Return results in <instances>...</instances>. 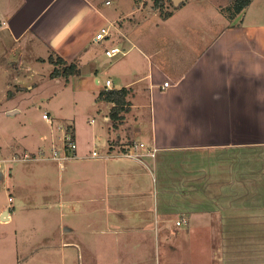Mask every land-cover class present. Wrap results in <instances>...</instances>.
<instances>
[{"label":"crops","instance_id":"obj_1","mask_svg":"<svg viewBox=\"0 0 264 264\" xmlns=\"http://www.w3.org/2000/svg\"><path fill=\"white\" fill-rule=\"evenodd\" d=\"M201 1L180 2L155 23L174 41L166 50L150 49L141 5L110 14L99 0H0V78L7 79L0 101L12 98L10 116L22 111V88L39 85L51 58L76 63L65 80L95 99L106 88L129 90V109L114 130L113 104L96 99L106 109L104 130L87 139L78 138L77 123L44 110L73 129L74 157L50 158L45 135L26 142V134L23 143L14 135L0 146V160L22 151L49 155L0 169V189L10 193L0 222L47 209L59 223L50 244L81 242L87 264H264V0H252L220 30L195 22L179 29L180 10ZM102 26L110 33L97 41ZM111 47L123 52L110 58ZM99 133L109 144L93 155ZM134 141L156 147L155 155H121ZM36 176L56 177L57 186L32 204L28 181ZM161 233L166 249L178 252L173 258L161 256Z\"/></svg>","mask_w":264,"mask_h":264},{"label":"rangeland","instance_id":"obj_2","mask_svg":"<svg viewBox=\"0 0 264 264\" xmlns=\"http://www.w3.org/2000/svg\"><path fill=\"white\" fill-rule=\"evenodd\" d=\"M231 1L232 0H203L201 3H189L186 7L180 10L181 13L179 16L184 21L178 22L181 24L178 28L181 29L183 28V25L186 26L185 23L195 22L198 27L202 26V30H207L210 33L211 31L214 32L216 28L220 30V28L226 25V23L233 20H240L241 18L239 17V14L228 17L227 13L229 10H227L226 7L230 5ZM99 2L105 6V9L109 11L110 14H114V10L116 9H124L127 11L130 6L134 7L141 5V10L137 11V16L139 18L142 17V15L146 16L141 20L145 19L144 21L150 28V49H155L154 47L158 48L161 46L167 50L169 45H172V42L174 43L169 35H167L170 38L168 41L162 38V34L165 30H159V27L155 23H161V21L165 19L162 15L164 12L168 10L174 12L177 8L174 6L176 4H169V1L165 0L164 7L161 10L160 8L155 7V0H109V3L107 4L106 0H99ZM198 22L202 23L198 24ZM147 25L145 23H141L140 29L148 31ZM202 30L200 32H202ZM103 41H105V38ZM122 52L123 51L121 49L120 53ZM114 60H116V57ZM54 67L53 63H45L42 66V72H40L42 81L39 85L33 89L22 88L24 92L22 94L24 103L21 104L22 111L20 113L10 116L5 112L6 106L12 101L10 96H7L0 101V146L3 145V143H9L10 138L14 135L21 143L24 141L23 138H26V134L28 136L26 142H30L31 139L41 138L45 135L48 137L47 140L49 139V144L47 143V146L51 150V140L55 133L56 125L52 122H49V124L44 122L45 119L42 116L44 110L51 111L57 121L62 120L63 122L69 121L71 123H77L78 138L82 136L83 139H87L88 137H91L93 130L99 128L104 130L102 125H104L105 122L102 119V112L106 111V109L103 111L99 110L101 103H98L99 101L95 99L94 93L92 94L87 88L77 90L73 87L71 82L67 83L65 77H52L51 74ZM101 78L104 81L105 77L102 76ZM6 81L7 79L4 77L0 78L1 84H4ZM1 96L2 93L0 94V97ZM92 119L93 121L91 122L90 120ZM62 124L68 125L66 123ZM108 124L111 125L113 130L115 129L112 126L111 121ZM111 128L110 136L114 138L115 132ZM100 133L98 134L99 139L95 140V142L98 143V146L96 145L97 151H100V143L109 144L107 140L103 141ZM3 152L4 150H1L0 148V155ZM42 152V150L39 152L22 151L13 155L20 157H23L25 153L31 155L32 159H25L23 161L49 157V155L46 154L45 156H41ZM33 155L37 156L34 157ZM12 156L6 160L11 159ZM19 162L20 161L7 162L5 164V168L7 169L10 164L16 165ZM45 162L50 164V161ZM54 167L56 168V164ZM45 184L49 185L47 189ZM28 185L30 187L29 195L32 196L30 203H43V193L48 192L54 194L53 188H56L57 181L56 177L44 180L43 177L39 178L36 176L29 179ZM0 190L1 206L5 201H7L10 193L8 189L2 188ZM56 219V216H53L52 218L51 212L47 209L35 211H31V209H29L20 214L15 221H11L10 223H4V221H1L0 264H87L82 258L83 252L81 242L73 246L60 248L50 244L54 239L52 235L56 231L59 232V223L56 222ZM64 225L65 224H62V228ZM170 240H176V236L171 237ZM166 241L163 240V233H161V256L164 255L167 259L173 258L171 255L178 254V252H170V250H167L165 247L166 245H164Z\"/></svg>","mask_w":264,"mask_h":264},{"label":"built area","instance_id":"obj_3","mask_svg":"<svg viewBox=\"0 0 264 264\" xmlns=\"http://www.w3.org/2000/svg\"><path fill=\"white\" fill-rule=\"evenodd\" d=\"M109 34V28L107 26H102L95 35V40H102ZM121 52V49L119 47H111L106 50V55L110 58L118 55ZM111 83L110 80H107V85ZM165 86H169V81L164 82ZM43 118L46 119L48 122H52L53 124V118L50 116L49 113L44 112ZM56 130L54 135L52 136L51 140V150H50V158L57 159L59 161L67 160L71 157L76 156V150H77V141L75 138V135L73 131L70 129L68 125L65 124H55ZM140 149V150H139ZM139 150V151H138ZM141 150H145L146 154L150 156H154L156 153L157 148L156 147H149L145 144V142H137L134 141L130 143L129 147L127 149H124L121 152V155L135 157L137 159L142 160V154L140 153ZM30 154L25 153L23 157L20 156H12L11 159L6 160L2 159L0 160V169L5 168V164L7 162H16L21 161L25 159H32ZM41 155H45L43 152ZM93 155H98V151H93ZM36 157L37 155H33ZM177 224H180V221H177Z\"/></svg>","mask_w":264,"mask_h":264},{"label":"trees","instance_id":"obj_4","mask_svg":"<svg viewBox=\"0 0 264 264\" xmlns=\"http://www.w3.org/2000/svg\"><path fill=\"white\" fill-rule=\"evenodd\" d=\"M169 4L174 5L173 0H168ZM186 1V0H185ZM185 1L181 2L179 5L185 3ZM252 0H232L230 5L226 7L228 11V17H232L235 14H239L247 7ZM165 0H155V7L160 8L161 10L164 7ZM179 5H174L178 7ZM162 12V11H161ZM172 14L171 10L164 12L163 17L167 18ZM50 61L54 64V70L52 72V77L57 78L60 76L68 78L69 76L75 74L77 72V64L76 63H68L61 57L51 58ZM129 90L125 87L121 89H103L99 92L97 96V100H104L112 103V107L109 112V118L111 120L112 126L117 128L125 118V113L129 109V101L127 100ZM72 131L73 129L70 128ZM74 133V132H73Z\"/></svg>","mask_w":264,"mask_h":264},{"label":"water","instance_id":"obj_5","mask_svg":"<svg viewBox=\"0 0 264 264\" xmlns=\"http://www.w3.org/2000/svg\"><path fill=\"white\" fill-rule=\"evenodd\" d=\"M176 5H178L182 0H173ZM4 219V216L2 217Z\"/></svg>","mask_w":264,"mask_h":264}]
</instances>
